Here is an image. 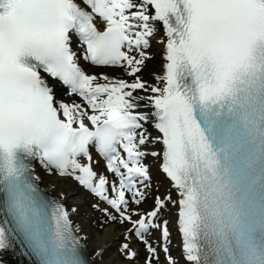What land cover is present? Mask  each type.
<instances>
[{
    "label": "snow or ice",
    "instance_id": "1",
    "mask_svg": "<svg viewBox=\"0 0 264 264\" xmlns=\"http://www.w3.org/2000/svg\"><path fill=\"white\" fill-rule=\"evenodd\" d=\"M89 223L128 264H264V0H0V253L105 264Z\"/></svg>",
    "mask_w": 264,
    "mask_h": 264
},
{
    "label": "bare ground",
    "instance_id": "2",
    "mask_svg": "<svg viewBox=\"0 0 264 264\" xmlns=\"http://www.w3.org/2000/svg\"><path fill=\"white\" fill-rule=\"evenodd\" d=\"M49 186H50V191L54 195L57 193V191L60 188H63L65 192L67 193L66 199L69 204L80 203L75 200L76 195H81L83 197L82 190L78 189V187H75L71 181L64 180L60 177L55 176ZM163 187H166V184H164ZM178 236L180 235L175 230V241H176V245L179 246V249L177 250L179 254L181 240L179 239ZM95 238L101 243L107 242L110 245L109 252L105 257V264H122L119 260H117L113 256L112 251H111V248L113 247L112 240H115L116 238V235L114 232L107 233L106 236H101V237L95 234ZM90 258L92 259L93 257H90ZM0 264H18V263L16 259L14 258V256L11 255L10 253H0Z\"/></svg>",
    "mask_w": 264,
    "mask_h": 264
},
{
    "label": "rangeland",
    "instance_id": "3",
    "mask_svg": "<svg viewBox=\"0 0 264 264\" xmlns=\"http://www.w3.org/2000/svg\"><path fill=\"white\" fill-rule=\"evenodd\" d=\"M91 226H92L93 229H95L94 225L91 224ZM107 230H108V229H105V230L101 231L99 235H103ZM116 244H117V243H116ZM116 254H117V253H115V255H116ZM116 257H117V255H116ZM117 258L120 259V260L122 261V263H124V264H128V261L123 260V258H121V257H117Z\"/></svg>",
    "mask_w": 264,
    "mask_h": 264
}]
</instances>
